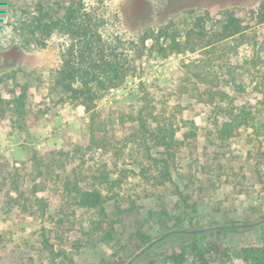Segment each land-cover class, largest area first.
<instances>
[{
    "label": "rangeland",
    "instance_id": "obj_1",
    "mask_svg": "<svg viewBox=\"0 0 264 264\" xmlns=\"http://www.w3.org/2000/svg\"><path fill=\"white\" fill-rule=\"evenodd\" d=\"M261 1L86 3L101 13L108 34L137 40L146 29L183 23L189 12L218 18L233 9L244 15ZM7 38L0 35V76L15 71L18 81L32 88L24 129L16 128L9 106L0 105V264H242L241 249L262 244L264 137L241 129L229 140H219L216 123L224 121L226 105L218 100L211 105L205 95L208 88L223 89L237 107L258 101L264 113V94L248 80L245 93L237 94L224 84L220 67L215 66L218 81L203 82L192 65L196 54L143 58L133 76L97 102L94 144L89 116L53 84L65 39L54 34L44 48L22 50L10 47ZM247 55L244 48L224 60L237 63ZM10 89L8 83L0 85L5 101L12 97ZM141 108L151 130L167 126L176 131L172 183L153 184L157 170L149 155L162 156L152 141L148 150L142 140L135 121ZM34 151L42 161L41 174L31 162ZM102 174L119 182L115 191L124 206L128 198L137 205L118 217L107 205L110 218L103 227H113L115 235L108 244L99 241L103 232L92 233L104 218L96 210L76 207L65 189L75 181L83 188L98 185L95 178ZM34 186L47 205L44 212L32 194ZM139 233L149 237L147 244Z\"/></svg>",
    "mask_w": 264,
    "mask_h": 264
},
{
    "label": "trees",
    "instance_id": "obj_2",
    "mask_svg": "<svg viewBox=\"0 0 264 264\" xmlns=\"http://www.w3.org/2000/svg\"><path fill=\"white\" fill-rule=\"evenodd\" d=\"M105 24L101 13L89 7L86 0H0V35L8 36L10 47L22 50L44 48L54 34L65 39L60 47L61 63L53 75V84L67 102L82 107L89 116L94 144L97 143V102L107 91L119 88L127 77L133 76L136 62L143 58L196 54L198 59L192 65L200 70L203 82L213 85L214 81H218L221 77L215 68L220 67L224 70V84L231 86L235 93H245L248 80L253 90L264 94V0L244 15L233 9L223 10L218 18H213L209 12L195 16L189 12L183 23L170 21L157 29H146L137 40L108 34ZM244 48L248 55L241 61L232 63L230 59L224 60L227 56H238ZM4 83L11 85L9 93L12 97L5 101L0 92V105L5 103L9 106L16 128L22 130L32 87L21 84L15 71L0 76V85ZM205 95L211 105L216 100L226 105L222 111L224 121L216 123L219 140H229L241 129L250 130L257 139L264 137V113L262 108L257 107L258 101L250 106L237 107L234 98L223 89L214 92L208 88ZM135 121L148 150L154 147L162 156L156 158L149 155L157 170L154 186L172 183L170 164L174 160L176 131L167 126L151 130L143 108L138 110ZM184 137L187 138V135ZM151 141L153 147H149ZM58 154L64 153L60 151ZM31 162L35 171L41 174L42 161L37 151H34ZM95 180L98 185L90 188H83L79 185L80 181H75L68 182L65 189L73 194L76 207L96 210L104 218L92 229V233L103 232L99 241L108 244L115 235L113 227L109 231L103 227L110 218L107 205L112 207V216L115 217L136 210L137 205L130 198L127 205L121 203V195L115 191L120 187L119 182L111 181L108 174H102ZM14 190L17 191L18 187ZM32 194L44 212L47 205L35 186ZM186 208L191 206L186 205ZM181 223L178 218V224ZM138 236L144 244L149 242L146 235L139 233ZM262 241L260 245L241 249L242 264H264V238ZM179 261L184 262L185 258L180 256Z\"/></svg>",
    "mask_w": 264,
    "mask_h": 264
}]
</instances>
